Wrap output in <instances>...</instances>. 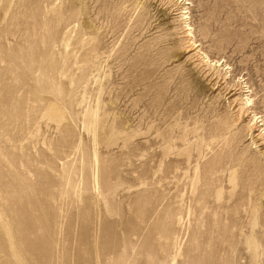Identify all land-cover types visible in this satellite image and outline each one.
I'll return each mask as SVG.
<instances>
[{
    "label": "rangeland",
    "instance_id": "1",
    "mask_svg": "<svg viewBox=\"0 0 264 264\" xmlns=\"http://www.w3.org/2000/svg\"><path fill=\"white\" fill-rule=\"evenodd\" d=\"M0 264H264V0H0Z\"/></svg>",
    "mask_w": 264,
    "mask_h": 264
},
{
    "label": "bare ground",
    "instance_id": "2",
    "mask_svg": "<svg viewBox=\"0 0 264 264\" xmlns=\"http://www.w3.org/2000/svg\"><path fill=\"white\" fill-rule=\"evenodd\" d=\"M184 11V10H183ZM181 15V14H180ZM180 18H182V15H181V17ZM184 19H186V17L184 18ZM184 21V20H183ZM187 30H189L190 31V28L189 29H187ZM187 32V31H186ZM188 34L190 35V33L188 32ZM205 59H207L206 57H204ZM208 60H206V62H207ZM214 65V64H213ZM246 100V99H245Z\"/></svg>",
    "mask_w": 264,
    "mask_h": 264
}]
</instances>
